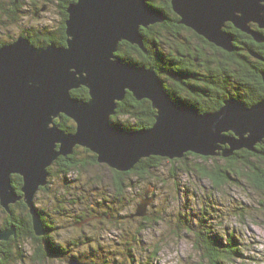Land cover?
I'll use <instances>...</instances> for the list:
<instances>
[{
    "label": "water",
    "instance_id": "95a60500",
    "mask_svg": "<svg viewBox=\"0 0 264 264\" xmlns=\"http://www.w3.org/2000/svg\"><path fill=\"white\" fill-rule=\"evenodd\" d=\"M170 3L180 24L227 52L235 50L228 22L263 41L250 23L264 28V0ZM66 13L63 45L36 46L25 35L0 45V206L10 213V205L23 200L36 236L45 229L34 195L47 184L48 167L76 146L125 172L152 155L228 157L241 148L255 151L264 141V99L246 105L231 95L217 110L198 112L173 100L153 66L126 62L117 54L122 41L146 52L141 29L166 19L146 0H74ZM261 76L264 83V71ZM80 86L87 88L88 99L71 95ZM127 92L151 102L156 111L151 126L130 130L111 122ZM61 115L74 121V131L59 126ZM13 174L22 177L20 193L12 186ZM146 206L141 200L133 215H144ZM15 234L12 225L0 228V242ZM68 263L93 264L74 257Z\"/></svg>",
    "mask_w": 264,
    "mask_h": 264
},
{
    "label": "rangeland",
    "instance_id": "374dc122",
    "mask_svg": "<svg viewBox=\"0 0 264 264\" xmlns=\"http://www.w3.org/2000/svg\"><path fill=\"white\" fill-rule=\"evenodd\" d=\"M8 1L0 0V38L10 40L33 28L55 29L59 24L60 0L44 6L42 1L38 2L39 9L26 0L18 11L19 19L3 27L1 19L7 15L1 7H7ZM209 157H215L218 164L225 158ZM181 158H174L175 162L165 158L149 177H133L131 187L122 196L116 195L112 168L103 163L89 166L79 175L70 173L71 183L67 185L60 177L48 176V190L36 192L34 205L38 211L43 210L45 220L53 227L54 239L66 246L70 242L69 254H81L88 262L207 264L195 245L194 232L200 229L223 236L222 240L226 234L233 235L240 247L233 264H264V188L243 178L229 179L215 188L197 171L185 170ZM186 162L191 167L196 164L209 167L213 163L211 159L203 162L192 156ZM54 196L62 199L60 209L56 208ZM145 199L146 213L133 215L138 203ZM80 215L88 217L78 224L75 220ZM3 217L0 212V221ZM72 242L78 244L71 246ZM21 243L29 256L33 244L29 238ZM69 259H48L42 264H69ZM16 264L36 263L29 256L24 263Z\"/></svg>",
    "mask_w": 264,
    "mask_h": 264
},
{
    "label": "trees",
    "instance_id": "16d2710c",
    "mask_svg": "<svg viewBox=\"0 0 264 264\" xmlns=\"http://www.w3.org/2000/svg\"><path fill=\"white\" fill-rule=\"evenodd\" d=\"M35 9H39L37 3L42 1L43 6L54 0H30ZM74 0H60L57 2L60 21L55 29L33 28L26 32L31 43L36 46H44L49 42L58 45L65 44V19L67 17L66 7ZM13 0L8 1L7 7H1L7 17L2 20V26L6 27L12 21L19 19L18 11L26 0H19L13 7ZM149 6L161 11L166 19L161 23H155L148 28H142L143 44L146 52L137 45L122 41L118 45L117 54L126 62L136 65L153 66L164 81L166 90L175 102L192 107L198 112L215 111L222 106L224 99L235 96L246 105H251L264 99V83L261 72L264 71V28H257L256 24H250L251 28L258 31L263 41L256 42L253 38L241 30L227 23V29L233 34L235 50L227 52L205 40L191 28L180 24L179 16L172 10L170 0H146ZM4 5V3H1ZM5 6V5H4ZM9 21V22H8ZM9 37H11L9 35ZM11 40L0 38V45L11 42ZM256 53L258 56L252 54ZM71 95L78 99H88V90L84 86L71 91ZM155 109L148 99L137 100L130 92L124 99L117 102L111 122L124 129L137 130L147 128L154 122ZM124 118V120H120ZM59 126L66 131H74V121L61 115L56 119ZM83 153V154H82ZM200 158L203 162L210 159L213 161L209 167L201 164L189 166L186 159L189 157ZM215 157L200 156L187 152L180 159L185 170L197 171L204 176L215 188L222 186L229 179L238 181L243 179L253 180L256 187L264 188V141L256 145L255 151L241 149L234 151L232 155L225 157L222 164L215 163ZM165 160L160 156H149L140 159L129 171H117L112 169L114 175V188L116 195L122 196V192L132 185V178L149 177L151 172L160 167ZM174 162L177 159L173 160ZM96 155L87 148L76 146L72 154L59 156L48 167L49 176L60 177L65 185L70 184L68 180L70 173L79 175L89 166L97 164ZM12 186L18 193L22 186V177L18 174L11 176ZM50 178L47 182L49 183ZM48 185L40 187L39 191L45 192ZM57 201L56 208L60 206L62 199L54 196ZM119 200V198H118ZM0 212L4 214L0 221V228L14 226L16 234L7 241L0 242L1 258L0 264L24 263L30 256L31 261L42 264L45 260L54 258L76 257L81 261L88 262L70 252L67 246L55 240L51 234L53 227L45 220L43 210H39L43 220L45 233L36 236L32 230L31 217L27 205L22 201L10 205V213L0 206ZM88 216H77L78 224L84 222ZM200 229L194 232L196 246L202 252L207 264H233L240 247L233 239L232 234L223 236L209 234ZM33 244L31 253L24 252L22 241L28 239ZM80 240V239H79ZM78 240V242H79ZM72 242L71 246L78 244ZM74 243V244H73ZM70 245V244H69ZM154 254L156 252H153ZM90 263H98L90 261ZM104 264V263H99Z\"/></svg>",
    "mask_w": 264,
    "mask_h": 264
},
{
    "label": "flooded vegetation",
    "instance_id": "af4514ba",
    "mask_svg": "<svg viewBox=\"0 0 264 264\" xmlns=\"http://www.w3.org/2000/svg\"><path fill=\"white\" fill-rule=\"evenodd\" d=\"M228 23H230V22H228ZM230 24H231V23H230ZM231 26H233V25L231 24ZM226 30H228V29H227V23H226ZM228 31H229V30H228ZM21 35H23V34H21ZM7 40H8V39H7ZM10 40H11V39H10ZM13 40H14V39H13ZM13 40H12V41H13ZM219 48H220V47H219ZM222 50H223V49H222Z\"/></svg>",
    "mask_w": 264,
    "mask_h": 264
},
{
    "label": "bare ground",
    "instance_id": "6f19581e",
    "mask_svg": "<svg viewBox=\"0 0 264 264\" xmlns=\"http://www.w3.org/2000/svg\"><path fill=\"white\" fill-rule=\"evenodd\" d=\"M35 45V44H34ZM184 156V155H183ZM76 219V218H75ZM43 221V220H42ZM45 224V223H44Z\"/></svg>",
    "mask_w": 264,
    "mask_h": 264
}]
</instances>
